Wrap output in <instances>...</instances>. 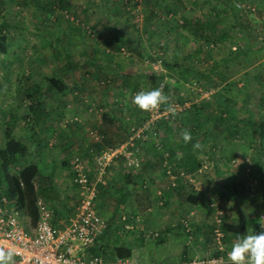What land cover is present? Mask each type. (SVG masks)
<instances>
[{"label":"rangeland","instance_id":"1","mask_svg":"<svg viewBox=\"0 0 264 264\" xmlns=\"http://www.w3.org/2000/svg\"><path fill=\"white\" fill-rule=\"evenodd\" d=\"M1 1L4 3L0 7L2 14L0 37L5 39L9 48L6 56L0 55V132L3 134L6 126L12 129L17 126L13 132L15 137H21L28 142L31 139L30 142L34 143L31 136L36 133L41 139L43 138L42 140H46L48 147L53 146L49 150V154L46 152L42 155L41 160L47 164L41 169L44 179L41 178L36 186L40 188L39 185H48L46 174L48 175L52 166L55 165L54 170L52 169L53 174L49 179L58 186L57 189L62 192L64 201L69 198L75 202L78 200L79 194L70 181L69 170L63 167L61 162L72 156H78L84 160L85 167L92 171L90 160L92 156L89 155L90 145L99 141V137L104 132L110 135L114 142L119 141L121 132L124 130L123 127L128 128L136 120L135 105L133 104L134 95L140 91H149L155 88V78L146 77L145 73L165 75L161 86L164 87L165 84L171 86L173 81L166 76L168 71L164 67V62L167 60L176 61V63L183 65L187 61L183 59L186 53H192L197 47H203V51L206 49L211 51V57L208 58L204 52L194 55V59L187 62L192 65H200L207 70L220 57H224L229 49L234 50L236 46L244 47L252 40L264 46V0H134L137 6L135 8L131 6L129 14H116L117 8H120L126 0H62L68 4L67 13H63V11L58 14L52 13L50 20L46 17L47 14L42 16L38 9V4L46 6L47 0ZM238 4L244 5V11L237 8L236 5ZM165 5H172V14L161 11ZM149 10L153 11V15L149 14ZM181 17L193 19L203 24L206 34L210 37V43L206 45L204 40L199 41L190 34L191 32L182 28L169 30L174 24L173 22H180ZM114 22L124 32H127L131 39H134L139 33L142 37V45L151 59L138 56L133 49L129 50L127 45H124L117 53L108 52L105 48L106 44L109 40H115L113 31H111L115 25ZM232 24H236L240 28L243 27L248 40L243 39L241 33L236 30L238 28H234ZM62 34L66 36V39L61 36ZM177 37H184L186 41L179 38L181 40L178 41L177 39L178 42L176 43ZM59 38L63 41L61 42ZM234 43L235 45H233ZM257 55H261V57L257 59ZM90 60L101 65V72L108 74L106 83H99L90 78V72L95 75L99 71L96 68H90L88 65L84 66V63H90ZM221 72L228 79L227 82L234 81L238 84L239 90L234 94L238 106H242L243 103L241 104V102L249 92L253 94V99L241 112L240 118L242 117L241 120L244 119L246 122L240 125L239 134L236 137L226 140L222 136L220 137L218 132L213 131L209 140L199 143L200 148L197 157L205 170L197 175L196 184L198 183L199 191L204 194L201 201L204 205L210 204L214 198L211 196L222 190L229 179L242 181L243 173L249 174L264 184V156L258 160L260 140L253 130L254 124L264 121V105L259 103V100L264 98V50L261 53L250 54L236 66H225ZM258 72L262 75L260 84L254 79V75ZM124 75L131 77L129 89L124 88L122 84L123 82L127 83L124 80ZM49 77L64 81L71 89L74 87H80V89L64 100L53 89L46 86V80ZM26 81L28 84L40 88L44 96L42 98L48 105L45 113L48 120H46L45 126L49 125L53 128L55 134L43 127L35 126L32 128V124L24 118L29 102L21 101L24 94L23 91H18V87H24ZM243 81H245V85H243ZM177 90V92H172L169 89L166 94L168 103L158 108L159 114L169 113L167 120H164L169 121V123L174 121L175 115L183 114L182 111L187 109L197 98L210 100L213 89H209L204 80L196 81L190 78L186 82H180L177 85ZM208 90H211L209 91L210 94ZM116 100H120L123 104V116L128 123L127 126H123V123L119 124L115 118L111 124L101 123L100 115L104 111L102 107L110 105L112 107L110 112L113 115L118 113V109L114 105ZM169 107L172 111L168 110ZM73 122L81 125L83 131L74 135L72 145L64 149L59 142L58 130L67 133L69 131L68 125ZM42 132L47 133V135L42 136ZM47 136L49 137L47 138ZM215 138H217L216 142L219 143V146L211 150L209 147L213 145ZM2 139L0 138V142ZM78 144L80 150L76 149ZM236 144H239L241 149L245 151L244 153L247 155L246 164L240 168L241 170L237 169V163L240 162L238 159L236 161L235 158L230 164L227 163L225 169L223 163L220 162L221 147L223 145V148L232 150L231 147L234 149ZM57 156L60 159L56 160L55 157ZM218 169L227 172H224V175L216 176L215 170ZM246 169L249 170V173L246 172ZM139 170L140 168L135 169L136 175L139 174ZM125 172V167L115 163L107 172L105 182L114 186ZM238 173L239 179L237 178ZM89 176L92 178V174ZM142 177L146 180V185L149 183L147 192L143 191L142 186L139 185ZM142 177L135 176L134 179L138 182L136 185L132 184V188H130L131 194L136 199L131 197L129 201L126 200L123 207L119 209V213L131 215L128 209L134 204H138L140 215L145 207L153 208L157 203L156 198L163 194V189L166 190L167 178L163 175L159 164L151 165ZM186 184L188 183H184L186 190L181 193V196L178 195V201L171 205L170 209L162 210V212L169 214L175 222L183 216L189 217L185 210L187 205L184 198L187 193L193 190L190 185ZM145 195L147 198L144 200ZM66 202L69 203V201ZM97 203V210L103 207V215L105 216L102 218L109 221L114 201L107 196L101 197L99 195ZM219 207L224 209V214L228 213L235 215L238 219L246 220V226L250 230L252 229L251 226L257 224L256 221L251 220L264 210V202L260 191L247 189V192L240 193L239 198L230 199ZM178 209H180V213ZM157 210L158 208L155 209V211ZM200 213H202L199 216L201 223L206 226L207 223L209 225L210 217L213 216L211 211L209 209L200 210ZM158 215L157 211L153 217V220L156 219L150 223V228L158 229L160 226H164V219L159 218ZM190 221L195 225L194 220ZM205 221L206 223H204ZM207 232L208 228L203 232L204 236L207 235ZM121 233L124 240H130L131 236L128 232ZM167 234L170 236L166 237V239L168 238L165 241L166 247L178 252L183 251L182 235L175 228ZM152 238L146 240L144 248L153 249L155 244ZM145 244L143 243V245ZM143 259L146 261V258Z\"/></svg>","mask_w":264,"mask_h":264},{"label":"trees","instance_id":"2","mask_svg":"<svg viewBox=\"0 0 264 264\" xmlns=\"http://www.w3.org/2000/svg\"><path fill=\"white\" fill-rule=\"evenodd\" d=\"M164 1V0H163ZM3 1L0 0V7L3 6ZM135 8L137 4L134 3V0H126L122 3L120 8H117L116 14L119 13H130V7ZM172 6V5H171ZM171 6L165 5L163 8H161V11H165L169 14H172ZM176 7V6H175ZM68 4H66L62 0H47L46 6H43L42 4H38L39 12L42 16L50 18L52 17V13L58 14L63 11V13H67ZM56 9V10H55ZM61 10V11H60ZM1 11V10H0ZM60 11V12H59ZM52 14V15H51ZM149 14L153 15V11L149 10ZM0 12V18H2ZM173 17V15H172ZM47 19V18H46ZM172 26L169 28V30H178L180 28L191 32L194 36V38H197L199 41L204 40L205 44L210 43V37L206 34L205 26L201 24L199 21H195L193 19H186L181 17L180 22H173ZM115 24V22H114ZM232 26L235 28H238V30L241 33V37L244 39L246 38L248 40L247 34L245 32V29L242 27L240 28L236 24H232ZM1 29V27H0ZM113 34H114V41L109 40V42L106 44V49L108 52H119L121 48L124 47V45L128 46V49H133L138 56L140 57H146L150 58V55H147L145 48L142 45V37H140V34L138 33L134 39H131V36L127 34V32H124L121 28H119L116 24L112 28ZM174 32V31H173ZM63 38L66 39V36L64 34L61 35ZM182 40L186 41L184 37H179ZM178 37L176 38V43L181 40ZM64 39V40H65ZM178 39V41H177ZM59 40L62 42L63 40L59 38ZM212 42V40H211ZM212 44V43H211ZM235 45V43L233 44ZM9 45L6 43L4 38L0 37V55L6 56L8 53ZM127 49V50H128ZM262 50H264V46H262L261 43L255 42L254 40L248 42L244 47L236 46L234 50L229 49L228 53L224 57H220L219 60L216 61L214 65H212L209 69L205 70L202 66L194 64L192 65L190 61L194 59V55H199L204 53L207 55L208 58L211 56V51L209 52L207 49L206 51H203V47H197L192 53H186L184 60H187L183 65L180 63H176V61H166L164 62V67L167 68L168 74L166 75L168 78L172 79L173 83L171 86L166 85L163 87L165 94H167V91L170 89L172 92H177V85L180 82H186L190 78L201 81L204 80L209 86V89H213L212 93L210 94L208 90V93L210 94V100L209 99H196V101L192 102L190 106H188L187 109H184L182 112L183 114L175 115L174 121L172 123H169V121H164L167 119H158L156 122H154L153 126L150 129V133L147 134V139H136L135 140V148H137V154L136 158L139 160V167L140 170L138 171L139 177L143 176L149 167L154 164H159L163 175L166 177L165 169L163 168V163L166 162L172 169V174L174 176H177V179L175 181V186L170 187L171 181L167 178V187L166 190L163 192V194L160 197L156 198V205L159 202L161 203L160 206H165L168 203H171L169 201L170 199H165L166 195L175 192L178 195L181 196V193L184 192L186 183L183 178H180L179 173L182 172L185 175H195L197 171L202 167L201 162L199 161L197 157V153L199 151V148H194V144H199L202 141L209 140V137L212 134L213 131H216L219 133V136L224 139H232L233 137H236L239 134V128L240 125L246 122V120H241L240 115L241 112L246 109V107L249 105L251 100L253 99V94L250 92L247 93L244 97L243 102H241L242 106H238L236 103V95L234 96L235 92L239 90L238 84L234 81L227 82L226 76L221 72V70L227 66V65H238L239 63L243 62L250 54L253 53H261ZM261 55H257V59H259ZM151 59V58H150ZM89 66L90 68H96L99 71H97V74L93 75L92 72L90 75V78L97 80L99 83H106L108 81V74L106 72H101L102 66L98 63H95V61L90 60V63L85 62L84 66ZM146 77L151 76L150 78H155L156 81V87L161 86V82L165 75H151L150 73H145ZM145 76V75H143ZM156 76V77H155ZM254 79L260 84L262 81V75L260 72L256 73L254 75ZM124 80L127 83H122L124 85V88L129 89L131 87V77L129 75H124ZM243 85H245V81H243ZM263 83V82H262ZM130 84V85H129ZM46 86L53 89L56 93H58L61 98L64 100L67 99L68 96L74 95L75 92H78L80 87H74L70 88L64 81L60 79H56L54 77H49L46 80ZM163 86V85H162ZM23 91L24 94L21 98V101H27L29 102L27 106V113L24 118L27 119V122L31 123L32 128L33 127H43L51 131L53 134H55V131L53 128H51L49 125L45 126L46 120V111H47V103L43 100L42 97H44L41 93L40 88L36 87L35 85L28 84V81H26V84H24V87L19 88L18 91ZM121 99V98H120ZM118 109V113H114V115L110 112L112 107L110 105L106 107H102V110L104 109L103 113L100 115V119L102 120V124L107 123L111 124L113 123V118H115L119 124L123 123V126H127L128 123L125 121V116H123V104L120 100H116L114 102ZM259 103H262L264 105V98H261L259 100ZM108 107V108H107ZM164 108H167V106H164ZM135 111V118L136 120L132 122L128 128L123 127V131L121 132L119 141L114 142V139L110 137V135H107L105 132L102 133V135L99 138V141L93 142L92 145L89 147V155L91 157V162H93V157L98 155L102 150L107 148H112L117 145H120L125 141V139L129 135L130 127L135 125L139 127L143 122L147 121L148 119V113L144 111H140L139 109L134 107ZM122 115V116H121ZM234 122V123H232ZM127 124V125H126ZM40 125V126H39ZM78 124L73 122L72 124H69L68 127H76ZM113 125V124H112ZM257 129V130H256ZM187 131L191 134V140L188 143H185L182 138V134L184 131ZM254 133L256 132L257 136L259 137V144H260V154L258 157V160H261V156H264V121H260L253 125ZM58 138L61 137V130H58ZM152 132L155 133V137L152 138ZM47 135V133L42 132V136ZM49 136H47L48 138ZM3 138L4 143L0 148V199L5 198L8 203L13 206L19 213L25 214L30 221V224L32 227H36L37 222L40 217L39 209L37 206V201L42 200L40 198V194L45 193L46 191H50L53 193L55 191L54 188V181L52 182L48 177L46 179L47 186L44 184L38 186L35 185V181L40 180L42 177L41 174V167L39 168V165L41 166V163H37L35 160L36 157H40L42 159V155L44 153L49 154V150L53 147H48V143L46 140H42L36 133L33 135L32 140L35 143L30 144L31 142L25 141L21 137H15L13 135V129L9 126H6L3 130ZM216 139H213V145L209 148L211 150H214L219 146V143L216 142ZM25 142V144H24ZM28 145H27V144ZM251 145V144H250ZM232 150L229 148H223V145L221 147V161L224 165V168L226 169L227 163H231L238 159L240 163H237V169L242 168L244 164H246L247 155L244 153L240 147L239 144L234 145L231 147ZM91 150H93V153H91ZM210 152V151H209ZM167 155L164 157V155ZM240 154V155H239ZM238 155V156H237ZM246 155V156H245ZM74 156L64 159L61 164H63V167H66L67 170H69V175L71 178V183L75 186L77 189L76 184L73 182V172L71 171V160ZM117 165H121L124 167V158L120 157L115 162ZM47 163L45 162L42 167H44ZM52 166V165H51ZM114 166L111 165L107 172ZM55 165L52 166V169L54 170ZM69 168V169H68ZM40 169V170H39ZM222 169L215 170L216 176L224 175L227 171ZM241 170V169H240ZM126 171V170H125ZM225 172V173H224ZM240 173V172H239ZM239 173H238V179H239ZM242 173V171H241ZM92 174V171L89 170V172L86 174L88 179L91 181L92 178L89 176ZM108 174V173H107ZM136 175L135 170L132 171H126L121 176L119 182L116 184L106 183L105 180L102 181V183L97 185V198L99 195L101 197L107 196L109 199H112L114 201V207L112 208V212L110 213L109 221L102 218L103 216V207L98 208L97 213L101 217L102 221L106 224L107 230L105 231L104 235L98 239V241L94 244L92 248H90L88 254L89 255H96L99 257H102L105 261H113L117 258H128L131 257L133 254V247L132 245L128 244V241L124 240L122 236V231L120 230V226L118 224V219H120L119 209L123 207L126 200L131 195L130 188H132V184L136 185V181L134 178ZM138 178V177H137ZM143 179L139 181V185L142 186L143 191L149 190L148 184L146 185V180L144 177ZM242 181L237 180H230L225 184L224 188L218 192L213 194L211 197L213 200L208 203V209L213 214V210L211 209V204L215 203L218 207L223 203L227 202L230 199H237L240 196V193L247 192V184H246V176L243 173L241 176ZM44 179V178H43ZM139 179V178H138ZM145 180V181H144ZM260 183V182H259ZM262 184V183H261ZM188 185V184H186ZM192 188V187H191ZM193 190V189H192ZM249 190V189H248ZM256 190V189H255ZM258 190V189H257ZM78 191V189H77ZM251 191V190H250ZM259 191V190H258ZM41 192V193H40ZM48 193V192H47ZM261 193V192H260ZM79 194V192H78ZM54 195V194H52ZM203 192L201 191H190V193H187L184 198V202L188 207L197 206L198 203L202 201ZM263 202L264 197L261 193ZM79 196V195H78ZM168 197V196H167ZM43 201V200H42ZM78 201V200H77ZM77 201L73 203L71 206L74 208V206L77 204ZM220 204V205H219ZM68 205V203H67ZM95 207L97 209L98 203L97 199L95 201ZM101 207V206H100ZM221 208V207H219ZM223 211L224 209L221 208ZM264 210H262L260 213L256 215L251 221L255 222L257 224H254L251 226L252 229H248L246 226V220L238 219L235 215H229L224 214L221 216V222H222V228L221 230L224 233V241L225 244H228V241H230L233 238H237L239 235H246L249 234L252 230L258 231V219L259 215L263 213ZM186 218L185 216L181 217L180 220H183ZM189 218V217H188ZM213 219V216H212ZM180 220L178 223H176L175 230H177L181 235L182 239H184L185 245L183 246V251L181 252V255L179 256V261L188 260L190 257L196 255V256H202L205 254H212L216 255V252L214 251V239L212 235V225L211 227H208L207 235L204 236V243L203 245L201 243H193V237H195V227L193 223L190 221V228L192 231L189 234H186L181 229ZM191 220V219H190ZM157 233V237H154L152 235H148L150 237H153L152 240L154 241V247L153 249H160L159 246H161L167 237V233L164 232L163 234L158 231H153V233ZM189 237L190 240H189ZM141 238V236H140ZM143 241L141 240V243ZM197 244L203 246L204 248L198 253L191 254V249L193 246H196ZM190 246V247H187ZM228 249L231 250L230 247L227 246ZM148 250L147 255L149 257H145L147 262H144L142 264H166L165 262L167 260L158 261L157 259L153 258L154 255L156 256V253L153 252L154 250ZM197 251L198 248H195ZM191 252V253H190ZM148 259V260H147ZM177 260V261H178ZM176 261V262H177ZM152 262V263H151ZM11 264H13V259L11 258ZM173 264V263H171Z\"/></svg>","mask_w":264,"mask_h":264},{"label":"built area","instance_id":"3","mask_svg":"<svg viewBox=\"0 0 264 264\" xmlns=\"http://www.w3.org/2000/svg\"><path fill=\"white\" fill-rule=\"evenodd\" d=\"M236 6L244 11V5ZM147 113V121L139 127L131 126L129 135L123 143L104 149L93 157L91 181L86 175L89 170L85 167L84 160L78 156L72 158L71 171L79 197L77 204L60 227H53L48 208L44 201L38 200L40 217L35 234L30 235L19 223V212L5 198L0 199V251L12 254L13 264H142L133 255L128 258L105 261L102 257L89 255L88 252L107 230L106 224L95 207L97 185L106 179L107 169L120 157L124 158L126 171L133 172L137 169L139 160L136 158L138 152L134 145L135 140L147 139V134L150 133L154 122L158 119H167L169 114H159L158 109L147 111ZM151 136L154 138L155 133L152 132ZM163 168L166 178L171 181L169 186L174 187L177 176L172 174V169L166 162L163 163ZM204 170L205 167L202 166L195 175L190 176L180 172L179 176L192 187L193 191H199L196 177ZM246 172L249 173V170L246 169ZM245 176L248 189L251 191L258 189L264 197V184L259 183L247 173ZM159 204L161 205L160 202ZM211 209L213 210L212 235L216 255H194L188 260H178L174 264H229L227 254L231 250L227 248L224 241L225 236L221 230L220 218L224 215V211L215 203L211 204ZM180 225L184 233L189 234L192 231L188 217L180 220ZM124 228L125 230L132 229L130 225H125ZM258 228L264 229V212L259 215ZM148 235L157 237L156 232H149Z\"/></svg>","mask_w":264,"mask_h":264},{"label":"crops","instance_id":"4","mask_svg":"<svg viewBox=\"0 0 264 264\" xmlns=\"http://www.w3.org/2000/svg\"><path fill=\"white\" fill-rule=\"evenodd\" d=\"M15 128H17V126ZM15 128L13 129V132H14ZM67 129L69 130L67 132L69 134L64 133V131H61V134H60L61 137H59L60 138V140H59L60 145L63 146L64 149H66L68 146L72 145V143H73L72 138H74V135L79 134L83 131V130H81L82 129L81 125H77L76 127H71V128L67 127ZM76 131H77V133H76ZM33 135L31 137H33ZM0 138L1 139L3 138V134H1V132H0ZM30 141H31V139H29V142ZM3 143H4V138L0 142V146L3 145ZM30 144H32V143H30ZM79 148H80L79 144L76 145V149L78 150ZM55 159L58 160V159H60V157L57 156V157H55ZM35 160L37 161V163L42 162L40 157H36ZM44 163H45V161H43L41 163V166L39 165V168L40 167L43 168L42 165ZM62 166H63V164H62ZM52 174H53V170L51 169V172L48 175L46 174V177L49 178ZM228 176H230V175L228 174ZM38 181H40V180L35 181V185ZM53 186H54L53 189H55V191L53 193H51L50 191H46L45 193L42 192V194H40V198L44 201L46 207L48 208V211L50 213L51 223H52L53 227H60L66 221L68 215L70 214V212L73 209L72 204L75 202H72L71 199L67 198L66 201H69V203L67 205V202L64 201L65 198L62 197V194H61L62 192L57 189L58 186L55 184V182H54ZM162 191L164 192L165 189H163ZM52 194H54V195H52ZM131 197L134 198V195L131 194L127 200L129 201ZM145 198H147L146 195L144 197V200H145ZM168 198L170 199L169 201H171V203L166 204L164 208L161 206L163 209L160 207V205L159 206L154 205L153 208L145 207L142 214L139 215V211H138L139 205L134 204L132 207H130L128 209V210H130L129 212L131 213V215L121 214L120 219H118L119 220L118 224L120 226V230L122 232H128L129 236H131L130 240L128 241V244L129 245L131 244L133 247V254L132 255L135 256V258L139 259V261L141 263L147 262V261H144L143 258L149 257V255H147V253H148V250H150V248H144L146 246V244H145L146 240H148V238H152V237L148 236V233L153 232V231H158V230H160V232L162 234L164 232L169 233L172 229H174V227L177 226L176 223H178V221H177L178 219L176 220L177 222H175V220L172 219L169 216V214L162 212V210H165L168 208L170 209L171 205L175 204L178 201V196L175 192H173V193L166 195L165 199H168ZM134 199H136V198H134ZM156 208H158V210H157L159 213L158 217L164 219V222H163L164 226H160V228H158V229L157 228L153 229V228H150L149 225L151 222H154V220L156 219V218H154V220H153V217H154L155 213L157 212V211H155ZM206 209L208 210V205H204L202 202L198 203L197 206H193V207L187 206V208L185 209L188 212L187 215L190 217V219L194 220L196 222L194 225L196 234H195V237H193V239H192L193 243L195 242V244L202 242L201 244L203 245V243H204V239H203L204 233L203 232L206 231V229L209 226L211 227V225H212V217H210V222H209V225L207 223V226L205 224L203 225V223H201L202 221H200L199 216L202 214V213H200V210L205 211ZM178 212L180 213V209H178ZM147 216H150V217H147ZM123 218L125 220H123ZM19 223L26 233H28L30 235L35 234V228L36 227L31 226L29 218L25 214L19 213ZM204 223H206V221ZM125 225H130L132 227V229L125 230V228H124ZM258 231H260V229ZM140 236H141V238H140ZM168 236H170V235L167 234V237ZM236 239L237 238H233L230 241H228L227 246L231 248L232 245L236 242ZM141 240L143 241L142 244H141ZM166 240H168V238ZM143 243L145 245H143ZM163 246H164V248H163ZM183 246H186L184 239H182V247ZM203 246L197 244L196 246H193L192 248L190 246H187V247H190L191 252H192V253L191 252L190 253L193 254V253H197V252L199 253L204 248ZM159 247H160V249H156V248L153 249L154 250L153 252L156 253V256L154 255L153 258L157 259L158 261H163L165 259V260H167L165 262L166 264H171V263L174 264L179 259V256L181 255V252H182V250L180 252H178L176 250L168 249L166 247V242H164ZM195 248H198L197 251H195L196 250ZM144 254L146 255L145 257L143 256ZM149 259H150V257H149Z\"/></svg>","mask_w":264,"mask_h":264},{"label":"clouds","instance_id":"5","mask_svg":"<svg viewBox=\"0 0 264 264\" xmlns=\"http://www.w3.org/2000/svg\"><path fill=\"white\" fill-rule=\"evenodd\" d=\"M168 103V97L163 86L152 88L149 91H140L133 97V104L140 111H151L160 108ZM169 111L172 109L169 107ZM183 141L188 143L191 134L186 130L182 134ZM194 148H199V144H194ZM12 254L0 251V264H11ZM229 264H264V229L251 231L246 235L237 236L236 242L228 252Z\"/></svg>","mask_w":264,"mask_h":264}]
</instances>
